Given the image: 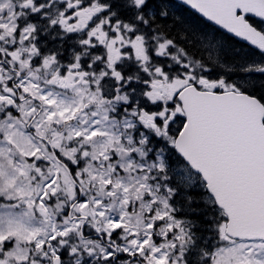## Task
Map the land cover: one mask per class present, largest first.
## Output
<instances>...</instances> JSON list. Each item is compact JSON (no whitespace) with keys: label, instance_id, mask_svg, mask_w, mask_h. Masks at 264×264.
Here are the masks:
<instances>
[{"label":"snow or ice","instance_id":"1","mask_svg":"<svg viewBox=\"0 0 264 264\" xmlns=\"http://www.w3.org/2000/svg\"><path fill=\"white\" fill-rule=\"evenodd\" d=\"M181 2L0 0V264H264V0Z\"/></svg>","mask_w":264,"mask_h":264},{"label":"trees","instance_id":"2","mask_svg":"<svg viewBox=\"0 0 264 264\" xmlns=\"http://www.w3.org/2000/svg\"><path fill=\"white\" fill-rule=\"evenodd\" d=\"M172 3L175 6V11L182 17H184L185 19L197 23L199 25H201L202 27H205L209 30L211 29H216L217 31H221L217 28H215L214 26L210 25L208 22H206L205 20H203L202 18H200L198 15H196L195 13L191 12L190 10H188L187 8H184L178 4H176L175 2L172 1ZM224 36L230 41L231 44H233L235 47L237 48H242L244 50H248L249 47H247L246 45H244L243 43L235 40L234 38L228 36L227 34H225L223 32Z\"/></svg>","mask_w":264,"mask_h":264},{"label":"water","instance_id":"3","mask_svg":"<svg viewBox=\"0 0 264 264\" xmlns=\"http://www.w3.org/2000/svg\"><path fill=\"white\" fill-rule=\"evenodd\" d=\"M173 1L176 2V3H178L179 5H181V6L185 7V8H187V9L193 11L195 14H197L199 17H201L198 13H196L194 10H192L189 6L183 4V3L181 2V0H173ZM201 18H203V17H201ZM203 19H204L205 21H207L205 18H203ZM207 22L210 23L211 25L215 26L212 22H209V21H207ZM215 27L218 28V26H215ZM218 29H219V28H218ZM223 32L226 33V30H224ZM226 34H228V33H226ZM228 35L231 36V37H233L234 39H236V40H238V41L244 43L245 45L249 46L248 43L245 42V41H243L241 38H236V37L232 36L231 34H228Z\"/></svg>","mask_w":264,"mask_h":264}]
</instances>
